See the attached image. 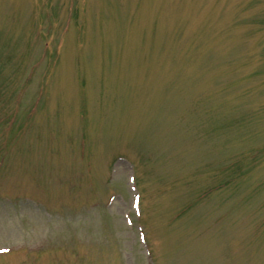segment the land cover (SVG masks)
Returning a JSON list of instances; mask_svg holds the SVG:
<instances>
[{
    "label": "rangeland",
    "instance_id": "1",
    "mask_svg": "<svg viewBox=\"0 0 264 264\" xmlns=\"http://www.w3.org/2000/svg\"><path fill=\"white\" fill-rule=\"evenodd\" d=\"M0 264H264V0H0Z\"/></svg>",
    "mask_w": 264,
    "mask_h": 264
}]
</instances>
